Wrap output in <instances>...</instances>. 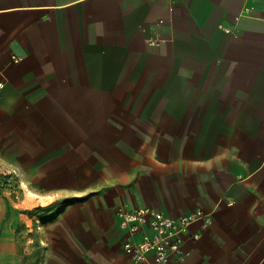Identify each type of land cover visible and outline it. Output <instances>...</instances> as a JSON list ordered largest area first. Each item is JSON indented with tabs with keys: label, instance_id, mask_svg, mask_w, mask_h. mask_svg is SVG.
<instances>
[{
	"label": "crops",
	"instance_id": "1",
	"mask_svg": "<svg viewBox=\"0 0 264 264\" xmlns=\"http://www.w3.org/2000/svg\"><path fill=\"white\" fill-rule=\"evenodd\" d=\"M0 83V264H154L121 206L264 264V0H0Z\"/></svg>",
	"mask_w": 264,
	"mask_h": 264
},
{
	"label": "built area",
	"instance_id": "2",
	"mask_svg": "<svg viewBox=\"0 0 264 264\" xmlns=\"http://www.w3.org/2000/svg\"><path fill=\"white\" fill-rule=\"evenodd\" d=\"M14 60L19 62L18 58ZM3 86V83H0V87ZM18 188L15 176L0 174V189H12L17 194ZM118 218L126 230L124 252L138 263L145 262L148 255L153 253L154 264H171L172 255L181 254L182 234L191 224L201 219H204L207 224L211 221L210 217L201 212L172 218L153 207L132 208L129 206L119 208ZM198 238L199 236H194L195 240Z\"/></svg>",
	"mask_w": 264,
	"mask_h": 264
}]
</instances>
